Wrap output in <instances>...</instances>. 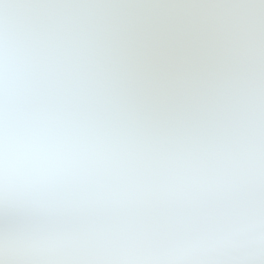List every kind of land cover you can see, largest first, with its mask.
I'll return each instance as SVG.
<instances>
[{"label":"snow or ice","instance_id":"6c2138e0","mask_svg":"<svg viewBox=\"0 0 264 264\" xmlns=\"http://www.w3.org/2000/svg\"><path fill=\"white\" fill-rule=\"evenodd\" d=\"M0 264H264V0H0Z\"/></svg>","mask_w":264,"mask_h":264}]
</instances>
